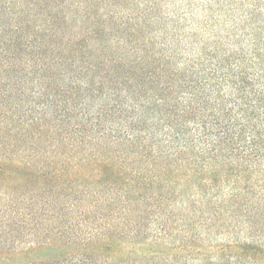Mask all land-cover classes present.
I'll return each mask as SVG.
<instances>
[{
  "label": "trees",
  "instance_id": "obj_1",
  "mask_svg": "<svg viewBox=\"0 0 264 264\" xmlns=\"http://www.w3.org/2000/svg\"><path fill=\"white\" fill-rule=\"evenodd\" d=\"M94 1L0 0V264H264V0Z\"/></svg>",
  "mask_w": 264,
  "mask_h": 264
},
{
  "label": "rangeland",
  "instance_id": "obj_2",
  "mask_svg": "<svg viewBox=\"0 0 264 264\" xmlns=\"http://www.w3.org/2000/svg\"><path fill=\"white\" fill-rule=\"evenodd\" d=\"M248 1L251 0H97L90 9L100 18V24L107 27L108 36L122 39L120 27H123L136 45L161 42L156 37L167 25L193 11L203 13L210 2L216 3L217 8H240Z\"/></svg>",
  "mask_w": 264,
  "mask_h": 264
}]
</instances>
